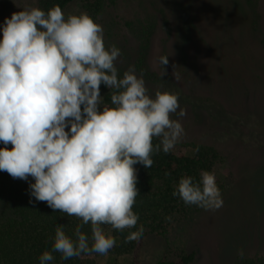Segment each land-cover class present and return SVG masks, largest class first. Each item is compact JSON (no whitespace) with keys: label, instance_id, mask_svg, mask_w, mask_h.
<instances>
[{"label":"clouds","instance_id":"obj_1","mask_svg":"<svg viewBox=\"0 0 264 264\" xmlns=\"http://www.w3.org/2000/svg\"><path fill=\"white\" fill-rule=\"evenodd\" d=\"M0 33V172L28 181L35 201L80 221L71 235L56 226L39 264H55L54 253L106 256L116 246L112 231L128 230L125 243L140 240L135 165L151 168L155 154L185 136L179 93H151L134 65L121 75V49L106 46L103 25L87 12L25 8L5 18ZM159 63L166 75L168 56ZM172 195L205 211L224 203L214 171L181 177ZM237 255L244 259V250Z\"/></svg>","mask_w":264,"mask_h":264},{"label":"rangeland","instance_id":"obj_2","mask_svg":"<svg viewBox=\"0 0 264 264\" xmlns=\"http://www.w3.org/2000/svg\"><path fill=\"white\" fill-rule=\"evenodd\" d=\"M39 1L0 0V24ZM86 2L75 0L65 15L86 12ZM246 2L248 6L243 0H115L96 19L104 27L106 46L121 49L120 69L129 68L123 53L131 55L142 44V26L152 21L151 61L160 74L152 89L178 92L187 111L182 120L186 134L175 152L191 154L186 143L197 142L213 145L223 155L213 170L223 186V206L183 216L166 236L148 235L138 264H165L185 254L193 255L188 264H234L239 249L245 256L264 254V0ZM166 16L176 26L167 39L169 80L159 63L171 27ZM180 40L184 50L178 47ZM97 264L134 263L130 256L108 254L99 255Z\"/></svg>","mask_w":264,"mask_h":264},{"label":"trees","instance_id":"obj_3","mask_svg":"<svg viewBox=\"0 0 264 264\" xmlns=\"http://www.w3.org/2000/svg\"><path fill=\"white\" fill-rule=\"evenodd\" d=\"M75 0H40L37 7L44 11L52 9L59 5L65 11ZM245 5L248 3L243 0ZM109 4L115 3V0H87L85 3L86 12L98 18L105 13ZM247 6H244L245 8ZM152 9L157 11L155 3H152ZM165 14V11L159 10ZM151 12V11H150ZM152 13V14H151ZM149 13L158 19L153 12ZM156 13V12H155ZM165 23L170 25L169 35L164 39L163 56H166L167 39L172 37L175 32L172 20L166 16ZM113 21L107 24L110 27ZM149 28V31L147 29ZM160 27L155 29L159 32ZM182 28V27H181ZM181 39V29H179ZM153 34V24L150 19L146 25L142 26L141 39L142 44L134 48L131 55L123 53L128 58L127 64L134 65L137 74L143 73L146 85L150 92L154 94L152 83L159 78V72L154 69L151 61V37ZM168 34V33H167ZM264 43V36L261 38ZM178 47L184 50V44L181 40ZM110 44V43H109ZM132 46V45H131ZM132 48V47H131ZM128 50V49H127ZM129 51V50H128ZM124 58V60H125ZM169 58V57H168ZM117 67L118 63H117ZM161 70L164 73L163 66ZM166 67V66H165ZM121 75L125 69H120ZM167 70V68H166ZM166 71L165 79L170 78ZM164 78V77H163ZM169 91V89H166ZM109 89L101 85V94L105 103H109ZM157 141H154V143ZM3 145L0 144V147ZM187 148H191V154L179 155L175 148L168 154L162 151L153 156L154 163L151 168L147 169L143 165L137 164L139 196L136 198L134 211L139 214L138 224H143L144 235L138 241L125 243V232L112 231L116 239V246L110 250L109 255L113 258L121 256H130L134 264L139 262V254L143 248L144 240L148 235L166 236L170 227L176 220L200 208L196 206H186L178 197L172 195L175 187L181 177L190 175L199 178L202 170L212 172L216 163L221 161L223 155L220 150L209 144L189 142ZM11 147V145H9ZM34 182V181H32ZM221 192V185H218ZM171 216L172 220L167 221L165 217ZM80 221L72 216L53 210L48 207L46 202H37L30 197L29 182L20 179H13L8 173L0 172V264H39L38 257L45 250H51L52 238L55 234L56 226L62 224L65 231L72 234ZM106 231H110V226H105ZM82 231L91 237L90 225H85ZM55 264H97L99 255H81L78 258L62 260L59 253H54ZM193 259L192 254L182 255L178 260L164 262L165 264H188ZM234 264H264V254L254 256H244V259L237 258Z\"/></svg>","mask_w":264,"mask_h":264}]
</instances>
